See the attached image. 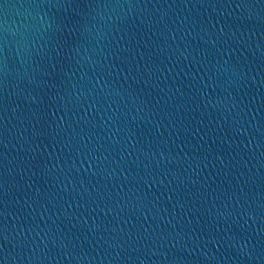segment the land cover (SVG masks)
<instances>
[{"label": "water", "instance_id": "obj_1", "mask_svg": "<svg viewBox=\"0 0 264 264\" xmlns=\"http://www.w3.org/2000/svg\"><path fill=\"white\" fill-rule=\"evenodd\" d=\"M0 264H264V0H0Z\"/></svg>", "mask_w": 264, "mask_h": 264}]
</instances>
